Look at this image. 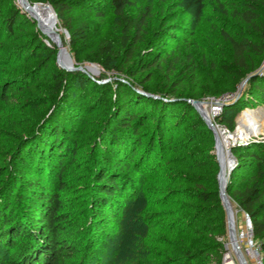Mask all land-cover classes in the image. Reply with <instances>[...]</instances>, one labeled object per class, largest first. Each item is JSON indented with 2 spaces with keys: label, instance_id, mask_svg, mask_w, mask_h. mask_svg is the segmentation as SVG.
Wrapping results in <instances>:
<instances>
[{
  "label": "trees",
  "instance_id": "16d2710c",
  "mask_svg": "<svg viewBox=\"0 0 264 264\" xmlns=\"http://www.w3.org/2000/svg\"><path fill=\"white\" fill-rule=\"evenodd\" d=\"M137 1L28 0L51 6L73 52L88 42L90 26L79 17L71 20V13L80 10L100 17L112 9V37L97 45L93 59L106 73L144 78L143 85L142 80L135 83L151 96L140 94L134 81L112 78L100 83L105 74L90 78L81 70L55 68L50 91L32 98L37 110L13 124L18 133L11 135L10 146L0 145V264H112L106 252L114 240L111 230L119 226L128 204L141 200L162 212L149 214L145 230L138 233L144 253L129 264H222L226 214L218 196L217 163L210 154L212 131L187 101L195 99V93L177 95L185 81H195L198 70L192 53L175 49L183 29L175 10L182 1L165 0L167 10L146 41L153 6L145 0L138 7ZM203 1L189 0L183 8ZM229 10L240 22L236 35L214 24H208L206 32L213 46L228 48L227 64L241 81L253 68L250 55H264V0H239ZM27 14L14 1L0 0V36L25 35L26 26L36 23ZM43 37L36 30L25 48L13 54L23 59L27 46L33 45L47 59L0 79L2 127L9 124L4 112L12 97L42 82L40 73L57 55L53 43L48 47L39 40ZM155 70L171 74L169 82L153 88ZM225 81L223 92L231 89ZM258 105L264 107V75L250 74L240 98L225 105L216 123L233 132L242 109ZM192 114L197 116L194 133L177 139ZM94 115L92 136L84 142L83 126ZM197 140L204 146L198 150L203 161L193 165L189 160L195 153L187 147ZM178 145L185 151L179 163L169 158ZM231 152L234 165L226 195L249 217L264 264V142H249ZM167 162L181 167L177 176L165 174ZM69 198L79 200L78 209L73 210Z\"/></svg>",
  "mask_w": 264,
  "mask_h": 264
},
{
  "label": "rangeland",
  "instance_id": "374dc122",
  "mask_svg": "<svg viewBox=\"0 0 264 264\" xmlns=\"http://www.w3.org/2000/svg\"><path fill=\"white\" fill-rule=\"evenodd\" d=\"M12 2L15 0H11ZM153 6V14L149 19L146 29H145V36L144 40L146 41L151 37V33L155 31L158 27V23L161 19L163 13L166 12V1L165 0H147ZM176 2L182 1L181 7H179L175 12L179 15L181 19L182 28L181 34L179 35V45L175 49L178 50V54L184 52H190L193 54L196 60V64L198 65V70L196 74L195 81H185L182 85L178 87L177 95L181 97H186L184 95H191L195 93V99L187 98L188 100H197L202 102V113L210 117L212 123L214 125L215 130H217L218 135L220 133L223 134H233L238 124V119L244 114L248 113L251 110L258 111L257 118L259 121V131L257 134H253L249 136L247 141H243L241 145L248 144L251 141L256 142H264V107L263 106H256L252 108L242 109L237 118L235 119V128L234 131L231 132L230 130L225 127V125H220L216 123L217 116L221 115L225 105L229 102L236 101L240 98L241 92L247 82V77L250 74H258L264 75V55L259 57L254 54H251L248 60V63L253 65L252 70L245 72V77L241 79V81H237L235 76L232 72V67L227 64V55H228V48L226 46L215 47L213 46L208 39V32H206V26L208 24H214L219 28L225 29L226 32H229L231 35H236L240 28V22L230 15L231 5L236 6L239 0H204L201 6H189V8H183V6L189 0H174ZM138 7L141 4L145 3V0H138ZM46 4V3H45ZM33 5V4H30ZM50 6L49 4H46ZM18 7V6H17ZM40 7V6H35ZM51 7V6H50ZM19 8V7H18ZM222 8L227 9L228 12H223ZM50 9V8H49ZM51 10V9H50ZM52 11V10H51ZM229 13V14H227ZM27 14V13H26ZM29 14V13H28ZM27 14V15H28ZM71 20H75V18L79 17L82 20L88 22L90 26L89 32V39L85 45H81L76 49V52L72 51L69 44V36L66 28L62 25L60 21H58L55 17L56 22V35L59 37L62 47V52L64 53V63L66 66H69L70 61H72L73 66H80L83 67L86 73L90 76V78H100L102 75H106L105 78H102L99 82L100 83H109L112 78L121 79L123 82H133L141 81L143 82L145 79H140L138 77L131 80V78H127L124 74H113L112 72L106 73L103 68L100 67L98 62H96L94 58L95 49L97 45L103 41L111 39V27L112 23L115 20V13L112 9H107L104 13L97 17L94 14L84 13L80 10H76L75 12L71 13ZM29 18H31L28 15ZM34 22L31 21L28 24L27 30L25 31V35H14V36H0V79L1 77H8L14 74L26 72L29 68L34 67L37 65L41 60L47 59V55L43 53H38L36 47L33 45H28L27 48L29 52H27V56L21 59V57L16 56L13 54V51L20 48H25L24 45L26 40L29 39L31 33L35 32L36 30L44 37L43 39H39L44 41L48 47H52L51 43H53L56 47V44L48 37L38 26V21L31 18ZM38 40V39H37ZM142 44L137 46V49L141 48ZM173 49V48H172ZM49 57V56H48ZM56 59L51 58L48 62V66L42 70L41 67L39 70H42L40 73V77L43 79L40 83H35L33 88L28 89L27 92L24 94L14 95L10 102V107L5 108L4 112V120L8 122V126H0L2 131H0V145L3 147H8L13 140L14 133H18V130L13 127V124H16L19 120L24 118H29L32 113L37 110L35 106L32 104V98L37 95H41L47 93L51 89V75L55 71V68H59L56 65ZM58 61L61 63L60 56L58 55ZM43 62V61H42ZM249 65V68L251 66ZM227 68V69H226ZM60 69V68H59ZM62 69V68H61ZM72 72V71H69ZM154 79L151 82L153 88L157 86H162L165 83H168L171 79V74L166 71H154ZM225 78L229 81V90H225L224 92L222 89L225 86ZM150 85V83L146 82V86ZM140 86L136 84L137 91L140 94L145 93L148 96H151L149 93L142 91ZM181 92L185 93L184 95ZM156 97L157 96H153ZM168 101H175L174 98H167ZM216 103H219L217 105ZM216 104V105H215ZM214 107H217L215 113H212ZM195 109V108H194ZM199 110L195 109L196 115L199 119L204 122L201 115H199ZM195 114H192L191 118L187 120L186 127L177 131L176 138L180 139L184 136L191 135L193 129H195ZM96 120V115L88 117L83 126L82 132V141H87L92 136V128L94 122ZM205 124V122H204ZM191 125L193 127H191ZM206 125V124H205ZM190 126V127H189ZM207 127V125H206ZM208 129V127H207ZM209 130V129H208ZM211 131V130H209ZM190 137V136H189ZM220 137V136H219ZM212 143L210 150V154L214 156V160L217 163L218 171H219V163L216 159V150L214 147V135L212 132ZM209 142V140L207 139ZM185 146V145H184ZM177 151L175 154L170 155L169 158L179 163L181 160L179 157L183 155L185 151L180 152L181 146L178 145ZM203 149L204 146L197 140L194 144H191L187 147L189 151H193L195 154L193 158H190L189 162L193 165L196 163H202L199 161H203V155L200 156L199 149ZM199 153V156L196 153ZM233 155V154H232ZM198 161V162H197ZM165 174L169 176H177L178 171L181 169L179 166H175L172 163H165L164 164ZM217 171V173H218ZM217 176V174H216ZM227 173L225 175V178ZM144 193V192H143ZM144 195V194H143ZM143 197V196H142ZM229 197V196H228ZM230 200V198H229ZM70 204L74 209H78V201L76 199L69 198ZM231 202V200H230ZM235 223L234 226L236 228V232L239 233L244 231L243 228V217L244 215L242 212L236 208V206L231 203ZM151 212H156V214H161L160 209H151L147 204L143 205V201H132L128 204L126 211L124 212V216L118 224L111 230L113 235V242L109 244V247L106 248L107 254L112 259V264H129L134 259L135 255L144 253L145 250L143 247L144 241L141 239V234L145 228L144 225L147 222V218ZM138 235V238L135 235ZM225 242L228 243V232L225 239ZM239 245H242L241 243ZM243 246V245H242ZM243 254H247L242 248ZM229 252L232 253L233 257L234 254L231 250V246L229 248ZM223 258V257H222ZM142 259V258H141ZM246 261L248 264H253L252 261L249 260L248 255H246ZM222 262V260H221Z\"/></svg>",
  "mask_w": 264,
  "mask_h": 264
},
{
  "label": "bare ground",
  "instance_id": "6f19581e",
  "mask_svg": "<svg viewBox=\"0 0 264 264\" xmlns=\"http://www.w3.org/2000/svg\"><path fill=\"white\" fill-rule=\"evenodd\" d=\"M21 3L23 2L21 1ZM36 6H40V5H36ZM26 13H29L28 15L31 18L38 21L39 28L48 37H50L51 40L57 45L61 64L66 66L64 63V53L62 52L61 42H60L59 37H57L56 35V20H54L52 11L48 7L46 8H43L41 6L35 7L34 5L28 4ZM201 106L199 107V109L202 113ZM257 114H258V111H254V110H251L248 113H244L238 119V124L233 134L232 133L231 134L220 133L218 135L217 133L218 147L220 149L219 150L220 151L219 163H221V174H220L219 180H221L222 184L228 180L227 176L225 178V175L226 173H228V167L231 164L230 163L231 158H230L229 151L232 145L237 144L238 142L247 141L250 135L257 134V131H259L260 124L257 118ZM203 115L205 117H208L205 114ZM231 212H233L232 206H231ZM233 217H234V212H233ZM228 248H230L229 245H228ZM230 264H232V262H230Z\"/></svg>",
  "mask_w": 264,
  "mask_h": 264
},
{
  "label": "water",
  "instance_id": "95a60500",
  "mask_svg": "<svg viewBox=\"0 0 264 264\" xmlns=\"http://www.w3.org/2000/svg\"><path fill=\"white\" fill-rule=\"evenodd\" d=\"M21 1L23 3H21ZM28 4H30L27 0H15V5H17L21 10L22 12L25 14L26 11H27V8H28ZM34 6L36 5H40L41 7L43 8H50L52 10V8L46 4H33ZM52 13H53V17H54V20H55V14L52 10ZM57 22V20H56ZM56 48H57V45H56ZM58 48H57V59H56V65L59 67V68H62L66 71H76V70H81L83 72H86L85 69L83 67H80V66H76L74 67L73 66V63L72 61L69 59L70 61V64L69 66H64L62 65L61 63H59L58 61ZM196 110H199V115L202 116L205 124L207 125L208 129L211 130L213 132V135H214V147H215V150H216V159H217V162L219 163V153H220V149L218 147V137H217V130H215L214 128V125L212 123V120L210 119V117H205L199 107L202 105V102L200 101H197V100H187ZM251 142H256V141H251ZM242 142H238L237 144H233L231 149L233 147H236L238 145H241ZM231 149L229 151L230 153V165L228 167V173H227V179H228V176L232 170V167L234 165V157L232 155V152H231ZM220 174H221V163H219V171L217 173V176H216V180L218 182V196H220V199H221V204H222V208L226 214V229H227V232H228V243L225 244V249H228V245L231 246V250L234 254V257L236 259V261H238V264H247V262L245 261L244 257H243V254H242V251L240 249V246L238 245V240H237V236H236V228L234 226V223H235V220H234V217H233V212H231V202L229 200V197L226 195V185H227V181L225 183H221V180H219L220 178Z\"/></svg>",
  "mask_w": 264,
  "mask_h": 264
},
{
  "label": "built area",
  "instance_id": "2783aa9c",
  "mask_svg": "<svg viewBox=\"0 0 264 264\" xmlns=\"http://www.w3.org/2000/svg\"><path fill=\"white\" fill-rule=\"evenodd\" d=\"M216 104L219 105V103H216ZM212 109H213L212 113H215V111L217 110V107H214ZM243 228H244V231H241L239 233L236 232V236L238 240V245L240 243L243 245V246L239 245L241 251L243 248V250L247 253L244 255L242 251L244 259L246 258V255H248L249 260L252 261L253 264H263V260L261 259V255H260L261 247H260V244H258L253 239L251 222L247 215H244L243 217ZM225 250L226 252L222 258V264H230V262H232V264H238V261H236L232 253L229 252V248ZM246 262L248 264V261Z\"/></svg>",
  "mask_w": 264,
  "mask_h": 264
}]
</instances>
